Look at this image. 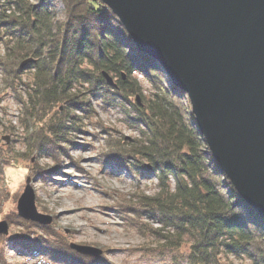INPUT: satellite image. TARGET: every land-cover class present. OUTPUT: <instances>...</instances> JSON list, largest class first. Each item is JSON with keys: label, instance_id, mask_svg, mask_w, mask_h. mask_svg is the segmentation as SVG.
Here are the masks:
<instances>
[{"label": "trees", "instance_id": "1", "mask_svg": "<svg viewBox=\"0 0 264 264\" xmlns=\"http://www.w3.org/2000/svg\"><path fill=\"white\" fill-rule=\"evenodd\" d=\"M61 1L62 9L55 0H14L12 13L0 15V47L4 52L0 67L6 80L10 83L21 71L16 62L33 59L23 66L32 72V81L27 86V99L21 101L24 126L33 119L44 123L30 134L39 144L34 150L46 149L56 158L61 156L60 141L70 142L67 130H80L82 116L94 112L93 100L99 99L104 106L120 105L130 115L135 112L129 118L141 136L133 143L108 139L104 153L121 165L145 160L151 166L149 173L158 179L157 193L137 194V200L123 205L132 224L147 226L142 218L158 223L156 228L149 227L150 234L161 238L160 248L176 254L190 241L185 237H192L186 254L180 255L185 264H220L221 251L264 264V219L242 199L210 152L187 93L171 82L157 59L137 48L104 3ZM135 72L156 88L151 100L143 95ZM104 74L114 84H109ZM123 103L132 109L126 110ZM138 167H132L135 169L130 173L144 176L148 172L147 167ZM12 241L34 253L46 251L65 264L86 258L64 244L51 245L29 233Z\"/></svg>", "mask_w": 264, "mask_h": 264}, {"label": "rangeland", "instance_id": "2", "mask_svg": "<svg viewBox=\"0 0 264 264\" xmlns=\"http://www.w3.org/2000/svg\"><path fill=\"white\" fill-rule=\"evenodd\" d=\"M12 1L0 0V15L12 13ZM55 1L58 9H62V1ZM3 53L0 47V54ZM22 61L16 62L15 67L22 69L10 83L0 67V222L6 223L7 230L0 233V264H65L46 251L34 253L14 244L12 239L27 233L51 245L61 247L64 244L86 256L77 264H185L180 255L186 254L192 237H185L190 241L182 244L178 254L175 250L160 248L161 238L149 232V227L156 228L158 223L142 218L147 226H134L130 213L123 206L137 200V194L151 196L159 190L157 177L149 173L150 163L139 160L132 161L134 165L128 161L121 165L115 157L104 156L109 140L123 139L133 143L141 136L129 118L135 112L130 115L120 105L104 106L99 99L93 100L94 112L91 116H82L80 130H67L70 142L60 141L61 156L56 158L46 149L34 150L39 144L32 141L31 135L44 123L33 119L28 126L23 124L22 101L27 99L32 72L20 65ZM10 74L13 75V71ZM133 76L145 98L151 100L156 88L143 74L135 72ZM137 99L140 103L139 97ZM135 101L133 96L132 102ZM123 104L126 110L132 109L128 103ZM46 127L43 126L44 131ZM135 165L147 167L148 172L144 176L130 173ZM27 178L34 192L36 211L51 218L47 224L17 214L18 199L27 185ZM168 180L172 189L171 176ZM72 244L100 249L101 254L84 255ZM218 260L220 264H253L246 255L226 251L218 254Z\"/></svg>", "mask_w": 264, "mask_h": 264}, {"label": "water", "instance_id": "3", "mask_svg": "<svg viewBox=\"0 0 264 264\" xmlns=\"http://www.w3.org/2000/svg\"><path fill=\"white\" fill-rule=\"evenodd\" d=\"M187 93L210 152L264 219V0H99ZM32 58L23 60L25 66ZM109 84L112 78L104 74ZM18 215L47 224L26 180ZM0 222V233H6ZM99 256L100 249L74 245Z\"/></svg>", "mask_w": 264, "mask_h": 264}]
</instances>
